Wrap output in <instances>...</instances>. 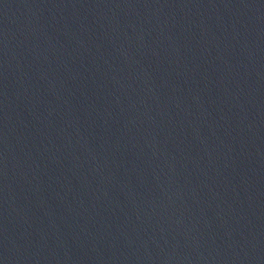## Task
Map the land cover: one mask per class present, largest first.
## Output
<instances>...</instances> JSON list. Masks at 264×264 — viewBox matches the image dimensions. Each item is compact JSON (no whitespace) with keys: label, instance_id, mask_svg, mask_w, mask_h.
<instances>
[{"label":"water","instance_id":"95a60500","mask_svg":"<svg viewBox=\"0 0 264 264\" xmlns=\"http://www.w3.org/2000/svg\"><path fill=\"white\" fill-rule=\"evenodd\" d=\"M0 264H264V0H0Z\"/></svg>","mask_w":264,"mask_h":264}]
</instances>
